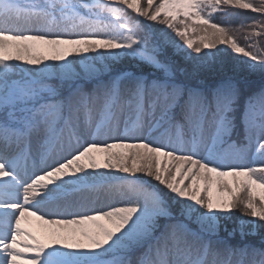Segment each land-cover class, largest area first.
I'll use <instances>...</instances> for the list:
<instances>
[{"label":"snow or ice","instance_id":"obj_1","mask_svg":"<svg viewBox=\"0 0 264 264\" xmlns=\"http://www.w3.org/2000/svg\"><path fill=\"white\" fill-rule=\"evenodd\" d=\"M0 264H264V0H0Z\"/></svg>","mask_w":264,"mask_h":264},{"label":"rangeland","instance_id":"obj_2","mask_svg":"<svg viewBox=\"0 0 264 264\" xmlns=\"http://www.w3.org/2000/svg\"><path fill=\"white\" fill-rule=\"evenodd\" d=\"M254 78H256V77H254ZM238 216H239V213L235 212L230 220L222 221V223H226L228 225V227L231 228L233 226V224L235 223L236 217H238Z\"/></svg>","mask_w":264,"mask_h":264},{"label":"trees","instance_id":"obj_3","mask_svg":"<svg viewBox=\"0 0 264 264\" xmlns=\"http://www.w3.org/2000/svg\"><path fill=\"white\" fill-rule=\"evenodd\" d=\"M253 79H256V80H258V77H256V78H253Z\"/></svg>","mask_w":264,"mask_h":264}]
</instances>
